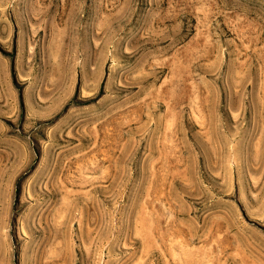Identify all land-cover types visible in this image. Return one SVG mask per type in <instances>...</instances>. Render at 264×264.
<instances>
[{
    "label": "rangeland",
    "instance_id": "374dc122",
    "mask_svg": "<svg viewBox=\"0 0 264 264\" xmlns=\"http://www.w3.org/2000/svg\"><path fill=\"white\" fill-rule=\"evenodd\" d=\"M0 264H264V0H0Z\"/></svg>",
    "mask_w": 264,
    "mask_h": 264
}]
</instances>
